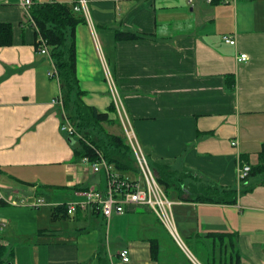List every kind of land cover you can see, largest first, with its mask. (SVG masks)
Segmentation results:
<instances>
[{"label":"crops","instance_id":"crops-1","mask_svg":"<svg viewBox=\"0 0 264 264\" xmlns=\"http://www.w3.org/2000/svg\"><path fill=\"white\" fill-rule=\"evenodd\" d=\"M87 1L89 18L74 11L76 0H32L67 4L83 19L75 28L76 76L85 105L113 121L106 129L122 130L126 116L154 175L160 165L187 177L183 193L172 187L167 194L159 184L175 203L186 249L146 207L105 220L87 206L52 219L53 208L84 201L72 187L100 186L103 176L83 160L75 163L74 141L61 131L69 119L52 103L63 98L60 78L48 76L54 63L38 51L29 9L20 0H0V24L12 36L0 46V262L264 264V174L248 186L243 183L253 177L237 178L238 165L251 170L259 163L264 143V0ZM122 31L138 39L116 41ZM225 36L236 44H226ZM61 168L73 175L67 196L59 191ZM132 174L138 172L125 175L137 179ZM33 178L44 185L32 183L36 196H44L13 185ZM204 186L236 190L237 202L195 200ZM43 188L59 192L38 193ZM37 198L49 200L32 207Z\"/></svg>","mask_w":264,"mask_h":264},{"label":"trees","instance_id":"trees-1","mask_svg":"<svg viewBox=\"0 0 264 264\" xmlns=\"http://www.w3.org/2000/svg\"><path fill=\"white\" fill-rule=\"evenodd\" d=\"M29 11L39 33L36 36L45 40L50 57L57 69L63 93L64 111L78 134V137H70L74 141L72 147L75 162L84 158L95 162L101 155L114 170L122 175L137 172L136 166L132 164L134 161L129 146L121 136L109 133L104 128L105 124H113L108 114L98 112L96 108L85 105L82 100L84 92L80 90L76 76L74 39L75 28L83 22V19L76 15L69 5L58 2H34ZM11 37L10 26L0 24V46H9ZM136 39L138 36L129 32L122 31L115 34L116 41ZM109 109L113 110V106L110 105ZM258 159L259 163L251 167L248 178L264 174V143L258 153ZM154 170L158 183L163 186L167 194L172 187L175 191L183 193L180 186L187 178L186 176H179L166 166L157 165ZM101 186L102 184L99 187ZM71 189L86 190L87 188L81 189L74 186ZM204 190L206 192L198 195L195 200L206 203L235 204L237 202L236 190L218 189L212 186H204ZM51 216L53 220H58L71 215L67 214L66 204H63L53 208ZM0 264L3 263L0 262ZM99 264L108 263L105 258L99 257Z\"/></svg>","mask_w":264,"mask_h":264},{"label":"built area","instance_id":"built-area-1","mask_svg":"<svg viewBox=\"0 0 264 264\" xmlns=\"http://www.w3.org/2000/svg\"><path fill=\"white\" fill-rule=\"evenodd\" d=\"M228 1L224 0V2ZM20 3L24 8L29 9L33 2L32 0H20ZM73 9L75 12H81L85 18L90 17L87 0H76ZM222 40L231 46L236 44L234 37L225 36L222 37ZM36 44L39 48V53L50 56L46 42L42 37L39 36ZM239 60L245 61L246 55L241 54ZM48 76L59 82V76L54 65ZM107 81L112 87L113 79L109 74H107ZM52 103L62 105L61 97L59 96ZM121 123L125 141L131 150L137 168L138 178L131 179L126 175L118 173L101 155H99V159L95 162H90L89 159L84 158L83 161L91 166L93 174H101L103 176L104 183L101 187H90L86 190L78 191V195L84 197L85 200L81 203L66 204L67 214L72 215L77 209L84 210L89 206L108 220L112 215L124 214L129 207H146L154 214L157 221L167 231L172 240L181 249L185 250L186 248L179 237L173 216L172 208L175 203L167 198L163 189L159 186L154 172L139 144L135 130L130 125L126 116H121ZM61 131L69 137H78L73 125L66 118H64V123L61 125ZM235 144L236 142L231 143L232 146ZM249 172V166L238 165L237 178L239 181L245 180ZM45 204L46 201L44 199L37 198L31 206L38 208ZM119 257L123 262L127 263L129 261L128 250H120Z\"/></svg>","mask_w":264,"mask_h":264},{"label":"rangeland","instance_id":"rangeland-1","mask_svg":"<svg viewBox=\"0 0 264 264\" xmlns=\"http://www.w3.org/2000/svg\"><path fill=\"white\" fill-rule=\"evenodd\" d=\"M56 71H57V69H56ZM60 109H61V113L62 114H64L65 116H67L66 115V113H65V111H64V106H63V98H62V105H57ZM68 114H70V112H67ZM104 128L106 129V125H104ZM109 133H110V131H111V133H115V134H117V135H119V136H121L122 138H124V135H123V132H122V130L120 129V127L119 126H114L112 129H106ZM125 140V139H124ZM75 148V147H74ZM77 162H80V164H82L81 163V160L80 161H77ZM77 162H75L76 164H77ZM133 165H134V163H132ZM134 167H135V165H134ZM36 169H31L30 171L31 172H33V171H35ZM43 169H37V171H42ZM79 170L80 171H83L82 170V168H79ZM68 174H67V173ZM71 172L72 171H66L65 169H63V168H61V177H60V179H58V181H60V183H61V189L59 190V191H61L65 196H67L66 194H65V192L67 193V188L68 187H66V186H68V183H70L72 180H73V175L71 174ZM98 177H95V181L96 180H98L99 178H101L99 175H97ZM132 177H134V178H138V174H132ZM258 177V176H257ZM257 177H253V178H249V179H247L244 183H243V185H249V183H251V182H253V180H257ZM13 183V182H12ZM32 183H36V184H38V185H41V186H44L43 185V183H42V180L41 179H39V178H33V179H31V180H28V184H26V185H24V186H22V185H20V184H17V183H13V185H15V187H18V188H23L24 190H26V194H28V196H29V190H33L32 191V197L33 198H36V197H40V196H44V195H39V196H36V190L35 189H33L34 188V184H32ZM104 183V180H102L101 181V184H103ZM62 188H64V189H62ZM45 189V190H44ZM28 191V192H27ZM58 191V189H47V188H43V190H39L38 191V193H47V194H54L55 192H59ZM46 196V195H45ZM83 198V200H85V198L84 197H82ZM49 199L48 198H46V201H48ZM46 203H48V202H46ZM19 204H21V205H24L23 203H20L19 202ZM40 208V207H39ZM28 211H33V210H35V208L34 209H27ZM106 220V219H105ZM76 223V222H75ZM104 227H105V225L103 224L102 225V230L104 231ZM102 235V234H101ZM103 240H105V237H103ZM113 255V254H112ZM188 256H189V254H188Z\"/></svg>","mask_w":264,"mask_h":264},{"label":"water","instance_id":"water-1","mask_svg":"<svg viewBox=\"0 0 264 264\" xmlns=\"http://www.w3.org/2000/svg\"><path fill=\"white\" fill-rule=\"evenodd\" d=\"M70 144H73V142H72V141H70Z\"/></svg>","mask_w":264,"mask_h":264}]
</instances>
